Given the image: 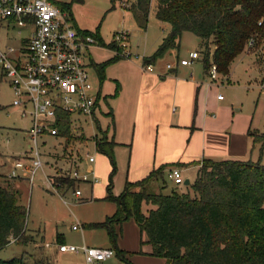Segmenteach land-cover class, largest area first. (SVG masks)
<instances>
[{
	"label": "rangeland",
	"instance_id": "1",
	"mask_svg": "<svg viewBox=\"0 0 264 264\" xmlns=\"http://www.w3.org/2000/svg\"><path fill=\"white\" fill-rule=\"evenodd\" d=\"M52 1L56 4L70 5L77 29L82 32L98 33L104 44L102 46L97 43L93 46L90 49V55L94 64L105 65L104 79L102 83L100 82L103 97L98 105L99 111L96 112V119L103 132L110 133L109 137L107 136L109 142L112 141L110 135H113L115 144L111 157L113 163L108 156L98 152L92 143L94 137L91 136L96 135V126L91 125L88 121L84 123L85 119L81 118L79 122L83 127V133L80 130L72 132L78 139L75 142L71 141L66 152L62 151L64 144L59 145V142L52 138H44L45 143L39 144L43 155L44 171L39 170L33 177L32 183L28 179L9 178L8 174L13 162L20 160L24 163L25 160L22 158L27 157V153L30 151L31 143L27 133L30 123L28 119L21 118L17 109L10 107L13 99L12 92L8 84L1 79L0 71V185L18 191L20 203L26 209V236L32 240L26 245L9 243L0 250V260L3 261L23 258L25 264H51L53 260L49 256L50 249L47 248L51 244H56L57 235L76 244L80 240L81 233L71 230L74 223L82 226L83 237V233L88 230L85 226L111 220L118 211L117 199L121 195L124 184L145 179L152 167L156 169L164 167L162 181L165 186L161 179H158L154 187H148L149 191L166 195L172 190H176L178 193L192 196L193 193L189 186H184V184L175 186L167 180V171L170 169L168 166L175 167L176 163L187 165L184 166L186 168H181V175L184 181L188 180L193 183L197 176V163L203 157L206 158L203 155V157H194L196 159L181 160L183 162L179 160L168 162L162 154L158 156L154 154V146L153 150L150 149V153L147 154L146 146L138 144L137 136L134 138V120L130 114L126 113L125 102L127 100L134 101L144 91L142 86L146 81L142 75V59L152 55L158 49L162 37L166 38L170 31L168 24L161 23L155 18L156 0H151L145 31L137 27L131 13L127 10L132 0H114L113 2L112 0ZM120 32L127 33L126 47L121 50L123 55L128 53L129 57H121V59L113 61L115 53L108 46L112 43L113 36ZM3 42L1 33L0 46ZM10 43L15 44V42ZM178 43V48L168 50L163 55L162 65L173 62L175 55L179 60H185L190 52L200 53L201 51L200 40L191 33H182ZM188 69L202 71V61L196 60L185 70ZM87 70L93 86L98 90L100 80L96 69L88 67ZM263 70L264 46L263 44L254 46L252 42H249L243 53L239 54L231 63L228 72L230 80H225L224 77L218 75L212 83L211 91L208 93L210 113L211 118H214L217 124L220 123L219 129L216 131L221 134L220 140L215 139V143L216 146H221L219 152L225 154L226 160L239 162L260 160L264 165V148L260 151V146L254 145V140L248 135L249 132L264 134ZM207 81L209 83L208 79ZM121 89H123L122 94H120ZM219 96L223 101H218ZM108 113L113 115L112 124L110 117L105 115ZM229 145L230 148H228ZM181 147L186 150L191 147L188 138L182 142V145L177 146V148ZM85 148L95 157L92 169L96 181L93 183L92 193L86 183L76 184L75 190L81 191L82 199L90 200L92 196L91 201L78 203L83 200H76L72 191L50 189L47 186L45 174L52 177L53 183L58 178L54 176H59L60 169L70 168L71 159L75 155L78 157L81 153L83 154ZM143 148L145 153L142 152ZM108 185L112 186L113 200L106 198ZM51 192L64 195L65 200L57 195H51ZM154 209L155 206L145 202L141 205V212L144 215H148ZM110 222H112L110 227L114 233L113 237L106 227L94 228L88 233L89 239L95 241L96 246L104 247V244L108 243L115 252V257L104 264H166L164 260L147 254V250L151 249L150 245L146 244L140 248L138 229L132 219L120 224L115 221ZM116 249L126 252L139 250L141 253L138 252L134 255L133 260L125 263L117 257Z\"/></svg>",
	"mask_w": 264,
	"mask_h": 264
},
{
	"label": "trees",
	"instance_id": "2",
	"mask_svg": "<svg viewBox=\"0 0 264 264\" xmlns=\"http://www.w3.org/2000/svg\"><path fill=\"white\" fill-rule=\"evenodd\" d=\"M150 4L151 0H132L127 8L137 27L144 31ZM59 6L72 16L70 5ZM155 18L168 24L170 31L155 53L142 59V65L152 64L168 50L178 48L184 32L200 40L199 55L203 57H199L205 73L214 65L222 77L228 75L231 63L249 42L264 46V0H156ZM82 34L104 46L98 33ZM108 47L115 53L113 61L121 59L120 49L114 43ZM92 65L102 83L105 65ZM105 115L112 124V114ZM68 120L62 116L64 152L71 141H76L69 135ZM96 130V150L111 159L115 144L108 141L107 132H103L98 121ZM248 135L262 151L264 134L249 132ZM158 179L162 181L160 168L141 181L126 182L117 199L116 215L90 227H106L113 237L110 221L120 224L132 219L140 233V244L151 247L149 256L166 264H264V165L260 160L203 161L195 181L189 185L192 196L176 190L166 195L149 191L150 184ZM53 184L63 191H72L75 187L74 181L67 177H58ZM111 188L107 186L106 198L113 200ZM144 202L155 206L148 215L141 212ZM25 219L26 209L20 203L18 191L0 185V250L11 242L31 243L26 236ZM116 254L121 261L129 263L120 251ZM0 264L25 262L23 258H15L0 260Z\"/></svg>",
	"mask_w": 264,
	"mask_h": 264
},
{
	"label": "built area",
	"instance_id": "3",
	"mask_svg": "<svg viewBox=\"0 0 264 264\" xmlns=\"http://www.w3.org/2000/svg\"><path fill=\"white\" fill-rule=\"evenodd\" d=\"M0 32L4 40L0 46L1 79L12 92L10 107L17 109L21 118L28 119L30 123L27 132L30 151L27 157L22 158L24 163L20 160L13 162L8 177L27 178L32 183L35 174L39 170L44 171L39 144L45 143L44 138H52L59 145L65 143L61 133L63 115L69 119L68 130L72 138L77 139L72 134L75 130L83 133L79 122L81 118L85 119L84 123L88 121L96 126V112L102 97L100 88L97 90L93 86L87 68H93L90 49L97 42L76 29L70 13L51 0H0ZM126 37L127 33L120 32L112 40L120 49L118 56L123 58L129 57L121 50L126 47ZM199 56L198 52H190L185 60H178L177 64L189 67ZM166 68L169 70L172 66L167 65ZM142 70L153 73V65H142ZM207 74L209 84L219 75L214 65L209 67ZM92 143L95 147V142ZM74 158L70 168L60 169L59 176L54 177H67L74 181L72 194L80 200L82 193L75 190L76 184L93 185L96 181L92 169L95 157L85 148L83 154ZM48 176L45 174L47 186L59 190L52 183V177L49 176V180ZM167 180L175 186L184 184L178 168L168 170ZM79 227L76 223L72 230ZM57 249L59 253H81L85 264H104L115 255L110 248L85 245L63 244Z\"/></svg>",
	"mask_w": 264,
	"mask_h": 264
},
{
	"label": "crops",
	"instance_id": "4",
	"mask_svg": "<svg viewBox=\"0 0 264 264\" xmlns=\"http://www.w3.org/2000/svg\"><path fill=\"white\" fill-rule=\"evenodd\" d=\"M164 39L165 38L162 37L160 44ZM160 44L158 45V47L160 46ZM152 55L145 58H150ZM178 60V56L175 55V60L171 63H166L165 65H162V58L152 61L154 71L153 73L143 72L142 75L146 81V83L142 86V89L144 91H142L143 93L139 94V97L134 101L127 100V103L125 102V106L127 107L126 113L130 114V116L134 120V138L135 136H137L138 144H140L141 146H146V149L148 150L147 154L150 153V149H152V147L154 146L153 148H155V153H153L156 156L162 154L163 158H167L168 162H174L177 160L183 162L181 160H190V158L200 156L203 157L204 155L206 156V158L203 157L202 160L197 163L199 170L200 164H202L203 161L226 160L224 157L225 154L219 152L221 150V146H216L215 143V139L220 140L221 138V134L217 132L220 127V123L217 124L214 118H211V106L208 101V93L211 91L212 84L208 83L207 73H205L204 68L202 69V71L199 69L185 70L186 67L179 66L177 64ZM167 65H171L172 68L168 70L166 68ZM224 79L230 80L229 75L224 76ZM99 88H102L100 81ZM120 92V94H122L123 89H121ZM101 97H103L102 93ZM218 101L221 102L223 100L221 99ZM109 134L110 133H107L106 136H108ZM134 138L133 144L135 143ZM187 138L189 139L191 147L188 150L183 147L177 148V146L182 145V142ZM110 139H112L113 141V135H110ZM228 148H230V145L228 146ZM144 150L145 149L143 148V153H145ZM174 165L176 166L174 167L173 165H169L168 168L171 169V167L173 166L172 168H178L181 173V168H186L184 166H187L183 163H176ZM163 169L164 167L162 168V170ZM153 170H156V168L152 167L149 172H152ZM86 184L89 186L90 193H92V188L94 185H91L89 183ZM155 184L156 182H152L150 186L154 187ZM51 195H57L58 197L64 199V195L62 196L60 194L58 195L53 193ZM82 200L83 201H80L78 203L91 201L92 196L90 197V200ZM90 225L91 224L85 226L88 230L84 232L85 234L83 233V237L82 226H80L77 230H72L71 227V230L73 232L80 231L81 233L80 240L76 244H74L70 240L66 241L63 236L57 235L55 238L56 244H51L50 247L47 248L50 249L49 256L53 260L51 264H85L83 255L81 253H59L57 249L59 245H77L78 247L85 245L87 247L93 248H110L108 243L104 244V247L96 246V242L89 239L88 233H90L92 229H94L93 227H90ZM139 245L140 248L146 245L140 244V233ZM120 252L125 256V259L128 262L133 260L134 255H136L138 252L141 253V251L139 250L134 252H126L122 250ZM147 252V254L150 255L151 249L147 250ZM114 257L115 255L111 259H113Z\"/></svg>",
	"mask_w": 264,
	"mask_h": 264
},
{
	"label": "water",
	"instance_id": "5",
	"mask_svg": "<svg viewBox=\"0 0 264 264\" xmlns=\"http://www.w3.org/2000/svg\"><path fill=\"white\" fill-rule=\"evenodd\" d=\"M200 59V58H199ZM201 60V59H200ZM202 61V60H201ZM190 185V182L188 180H185L184 181V186H189Z\"/></svg>",
	"mask_w": 264,
	"mask_h": 264
}]
</instances>
